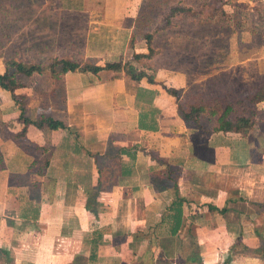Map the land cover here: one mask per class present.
I'll return each mask as SVG.
<instances>
[{
	"label": "crops",
	"instance_id": "obj_1",
	"mask_svg": "<svg viewBox=\"0 0 264 264\" xmlns=\"http://www.w3.org/2000/svg\"><path fill=\"white\" fill-rule=\"evenodd\" d=\"M142 1L70 2L96 23L87 59L129 60L140 79L68 71L61 102L48 104L30 85L17 97L0 87V264H264V100L245 134L183 118L169 92L183 88L177 71L155 66L151 80L154 66L134 59L147 52L131 43ZM224 9L228 48L215 62L203 51V80L241 96L264 79V0ZM43 116L65 126L39 127Z\"/></svg>",
	"mask_w": 264,
	"mask_h": 264
},
{
	"label": "rangeland",
	"instance_id": "obj_2",
	"mask_svg": "<svg viewBox=\"0 0 264 264\" xmlns=\"http://www.w3.org/2000/svg\"><path fill=\"white\" fill-rule=\"evenodd\" d=\"M59 1L49 0L46 6H35L30 5L28 0H0V59L4 65L10 58L42 65L56 57L82 58L90 63L104 62L103 54L87 59L88 31L93 30L96 23L90 22L89 16L85 17L82 12L85 7L70 4L72 0H63V6L56 4ZM213 1L171 0L169 6L166 0H143L133 23V29L139 32L155 31V57L152 61L144 58L139 62L143 66L153 64L162 69H175L177 84H181L183 91L189 90L195 96L203 92L211 95L221 89L218 83L223 81H217L216 76L203 80V51L211 50L209 55L219 57V51L214 53L209 40L216 33L220 38H226L230 33L227 15L217 17L212 26L209 23L208 29H203V17L212 12L210 3ZM203 34L209 36L200 37ZM102 41V38H96L93 43L99 48L98 44ZM117 61L123 63V59ZM129 63L127 60L123 65L127 71L131 67ZM44 72L42 75L35 73L34 76L19 75L18 80L22 85L32 86L34 93L44 94V104L52 101L60 103L63 91L60 75H53L50 70ZM207 74L205 77L210 75L209 72ZM253 88H250L251 91ZM210 123L212 120L207 119V124Z\"/></svg>",
	"mask_w": 264,
	"mask_h": 264
},
{
	"label": "trees",
	"instance_id": "obj_3",
	"mask_svg": "<svg viewBox=\"0 0 264 264\" xmlns=\"http://www.w3.org/2000/svg\"><path fill=\"white\" fill-rule=\"evenodd\" d=\"M165 1V0H164ZM168 1L170 6L171 0ZM230 2V0H214L210 3L212 6V12L207 17H203V28L213 24V21L217 17H225L227 15L224 5ZM175 10V9H173ZM219 15V16H218ZM155 17L152 18L154 20ZM151 21V20H150ZM73 25V23H72ZM210 26V27H211ZM155 31H144L139 32L133 30L131 43L133 44L138 39H144L147 44V52L135 53L134 59L140 61L141 59H149L155 57V46H154V34ZM209 35L203 34V38ZM209 43L214 47V53L219 51L222 56L226 54L228 48L227 37H219L216 33L209 40ZM209 55L208 59L215 62V56ZM151 63V62H150ZM122 61L106 62L105 64H93L90 62H84L82 58L72 59L69 57L54 58L50 63L42 65L37 62L8 59L5 61V70L0 73V87L10 90L12 94L17 97L16 90L22 86L18 80L19 75L32 76L35 73H43L44 71L50 70L53 75L59 76L68 71H91L97 73L104 69L121 70L123 68ZM152 65H147L150 68ZM153 74L149 76V79L154 80L157 68L152 67ZM129 72L133 75V78L140 79L146 75L145 70L136 72L130 67ZM171 92L178 100V108L181 116L188 122H191L199 129H202L205 133H211L216 131L224 132H241L246 133L256 122V109L255 105L264 100V79L258 82L253 91L243 94L241 96H233L234 90L226 89L220 91H214L211 95L207 96L204 92L198 95H193L189 90L183 88L170 87ZM17 99V98H16ZM22 106V115H24L25 107ZM212 117L213 122L210 124L205 123V117ZM35 124L39 127L48 126L52 129L64 127L65 124L62 121L56 120L53 117H41L35 121ZM2 156L0 154V160ZM264 255V246L261 249Z\"/></svg>",
	"mask_w": 264,
	"mask_h": 264
}]
</instances>
